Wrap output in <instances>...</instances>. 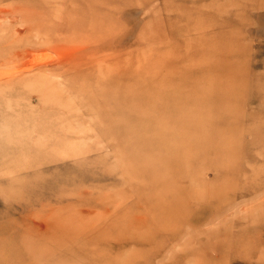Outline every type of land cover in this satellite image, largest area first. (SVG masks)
I'll list each match as a JSON object with an SVG mask.
<instances>
[{
    "label": "rangeland",
    "instance_id": "rangeland-1",
    "mask_svg": "<svg viewBox=\"0 0 264 264\" xmlns=\"http://www.w3.org/2000/svg\"><path fill=\"white\" fill-rule=\"evenodd\" d=\"M261 203L264 0H0V264H264Z\"/></svg>",
    "mask_w": 264,
    "mask_h": 264
},
{
    "label": "bare ground",
    "instance_id": "bare-ground-1",
    "mask_svg": "<svg viewBox=\"0 0 264 264\" xmlns=\"http://www.w3.org/2000/svg\"><path fill=\"white\" fill-rule=\"evenodd\" d=\"M16 30V29H15ZM24 31V30H23ZM44 50V49H43ZM48 51V50H47ZM28 52V51H27ZM34 52V51H33ZM29 59V58H28ZM22 62V61H21ZM16 65V64H15ZM22 65V64H21ZM77 124V123H76ZM192 174H189V175H187V177H189L190 178V176H191ZM155 177H156V175H155ZM160 185V184H159ZM186 190H187V188H185ZM214 191H216V189L214 190ZM195 194V192L194 193H192L191 191H190V195H194ZM211 196V195H210ZM261 204H263V203H261ZM264 205V204H263ZM244 211V210H243Z\"/></svg>",
    "mask_w": 264,
    "mask_h": 264
}]
</instances>
